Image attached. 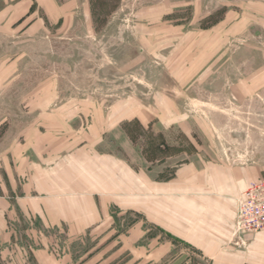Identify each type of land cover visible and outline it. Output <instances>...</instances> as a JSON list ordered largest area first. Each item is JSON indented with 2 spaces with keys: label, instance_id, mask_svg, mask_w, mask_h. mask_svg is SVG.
<instances>
[{
  "label": "rangeland",
  "instance_id": "obj_1",
  "mask_svg": "<svg viewBox=\"0 0 264 264\" xmlns=\"http://www.w3.org/2000/svg\"><path fill=\"white\" fill-rule=\"evenodd\" d=\"M81 149L264 177V0H0V264H211L136 212L79 232L23 213L42 163Z\"/></svg>",
  "mask_w": 264,
  "mask_h": 264
},
{
  "label": "crops",
  "instance_id": "obj_2",
  "mask_svg": "<svg viewBox=\"0 0 264 264\" xmlns=\"http://www.w3.org/2000/svg\"><path fill=\"white\" fill-rule=\"evenodd\" d=\"M77 151L59 162L42 163L43 172L31 180L36 194L21 203L23 213L79 232L105 223L117 207L140 214L211 264H264V233L235 235L237 200L263 178L250 169L192 163L162 179V171L145 164L137 169L94 150ZM7 212L0 209V248L10 240Z\"/></svg>",
  "mask_w": 264,
  "mask_h": 264
},
{
  "label": "built area",
  "instance_id": "obj_3",
  "mask_svg": "<svg viewBox=\"0 0 264 264\" xmlns=\"http://www.w3.org/2000/svg\"><path fill=\"white\" fill-rule=\"evenodd\" d=\"M264 233V177L253 183L237 200L235 235Z\"/></svg>",
  "mask_w": 264,
  "mask_h": 264
}]
</instances>
